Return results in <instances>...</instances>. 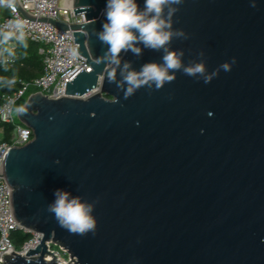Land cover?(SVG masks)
I'll return each instance as SVG.
<instances>
[{
  "label": "water",
  "instance_id": "water-1",
  "mask_svg": "<svg viewBox=\"0 0 264 264\" xmlns=\"http://www.w3.org/2000/svg\"><path fill=\"white\" fill-rule=\"evenodd\" d=\"M71 1L82 24L37 20L70 29L91 71L63 97L33 92L17 110L33 139L7 152L3 179L19 226L42 237L5 264H56L47 243L73 264H264V0H183L170 17L166 8L169 31L183 33L166 47L182 67L127 98L124 64L162 65L164 50L137 42L139 55L97 64L105 0ZM197 64L203 74L184 73ZM56 189L92 206L94 234L58 225L47 210Z\"/></svg>",
  "mask_w": 264,
  "mask_h": 264
},
{
  "label": "built area",
  "instance_id": "built-area-1",
  "mask_svg": "<svg viewBox=\"0 0 264 264\" xmlns=\"http://www.w3.org/2000/svg\"><path fill=\"white\" fill-rule=\"evenodd\" d=\"M20 9L34 19L23 16ZM39 18L67 25L84 22L82 14L74 15L71 0H19V6L15 0H0V41H5L0 52V69L15 67L16 47L23 42L37 44L41 57V73L37 77L17 79L11 93L0 89V264H5L4 255H25L29 249H34L39 244L42 237L38 232L19 226L12 209V190L3 179V162L7 152L12 147L24 146L33 139L31 128L15 122L17 105L27 98L30 91L40 92L51 99L61 98L65 95L66 82H70L83 69L91 71L86 59L77 52L73 32L38 21ZM6 136L8 139H5ZM17 229L30 235L18 249L14 247L12 239V233ZM47 247L52 253L45 256L48 262L73 264L69 262L68 252L62 247L51 243H47Z\"/></svg>",
  "mask_w": 264,
  "mask_h": 264
},
{
  "label": "clouds",
  "instance_id": "clouds-1",
  "mask_svg": "<svg viewBox=\"0 0 264 264\" xmlns=\"http://www.w3.org/2000/svg\"><path fill=\"white\" fill-rule=\"evenodd\" d=\"M183 0H143V8L140 9L137 0H105L103 16L106 22L102 23L101 31L95 32L102 45H107V50L97 64L108 61L113 65H120L119 54L122 50H131L139 55L140 49L134 47L139 42L145 48L152 50L163 49L162 65L148 63L142 66L139 73L129 71V64L125 63L120 70V75L127 85L125 97L132 95L136 89L144 84L153 83L159 89L165 82H170L174 76L170 72L180 70L181 60L177 54L170 52L166 45L172 36L183 35L181 31H169L171 25L164 18L167 8L169 17L177 9L173 5H179ZM254 6V4H253ZM232 63H235L233 58ZM225 72L230 70L228 62L221 66ZM184 73L189 76L203 74V64L194 67H185ZM114 76V73L110 74ZM215 75V73L213 74ZM211 81L206 76L205 83ZM117 87L120 83L117 82ZM54 200L48 205V211L54 214L58 225L72 233L84 235L88 232L95 233V219L92 215L91 205L83 202L79 197L62 189L53 192Z\"/></svg>",
  "mask_w": 264,
  "mask_h": 264
},
{
  "label": "trees",
  "instance_id": "trees-1",
  "mask_svg": "<svg viewBox=\"0 0 264 264\" xmlns=\"http://www.w3.org/2000/svg\"><path fill=\"white\" fill-rule=\"evenodd\" d=\"M5 41H0V52L4 48ZM17 64L11 69H0V89L3 92L11 93L14 90L17 79L29 80L37 77L41 73V57L38 54V46L32 42H23L16 47ZM34 91H30L33 93ZM26 98L22 99L18 105L19 109ZM8 139V136L5 137ZM30 235L14 231L12 233L13 244L18 249Z\"/></svg>",
  "mask_w": 264,
  "mask_h": 264
},
{
  "label": "rangeland",
  "instance_id": "rangeland-1",
  "mask_svg": "<svg viewBox=\"0 0 264 264\" xmlns=\"http://www.w3.org/2000/svg\"><path fill=\"white\" fill-rule=\"evenodd\" d=\"M15 122L16 123H20L19 120L17 119V117L15 118ZM2 137V134L0 133V138ZM17 232H21V231H17Z\"/></svg>",
  "mask_w": 264,
  "mask_h": 264
},
{
  "label": "bare ground",
  "instance_id": "bare-ground-1",
  "mask_svg": "<svg viewBox=\"0 0 264 264\" xmlns=\"http://www.w3.org/2000/svg\"><path fill=\"white\" fill-rule=\"evenodd\" d=\"M49 259V258H48Z\"/></svg>",
  "mask_w": 264,
  "mask_h": 264
}]
</instances>
